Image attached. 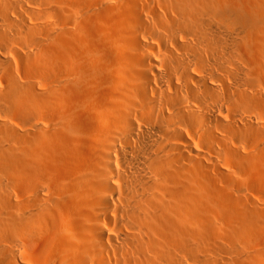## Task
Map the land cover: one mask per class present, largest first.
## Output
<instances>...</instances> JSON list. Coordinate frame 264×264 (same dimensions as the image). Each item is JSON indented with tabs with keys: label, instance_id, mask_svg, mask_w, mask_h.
I'll return each mask as SVG.
<instances>
[{
	"label": "bare ground",
	"instance_id": "obj_1",
	"mask_svg": "<svg viewBox=\"0 0 264 264\" xmlns=\"http://www.w3.org/2000/svg\"><path fill=\"white\" fill-rule=\"evenodd\" d=\"M227 255L264 264V0H0V264Z\"/></svg>",
	"mask_w": 264,
	"mask_h": 264
},
{
	"label": "rangeland",
	"instance_id": "obj_2",
	"mask_svg": "<svg viewBox=\"0 0 264 264\" xmlns=\"http://www.w3.org/2000/svg\"><path fill=\"white\" fill-rule=\"evenodd\" d=\"M59 7H60L59 4H56V5H55V8H59ZM103 18H104V17H103ZM96 19H97V20H95V24H94V25H95V26H94L95 29H94V30L100 32L101 29L104 30L103 28L106 27V23L103 22L104 19H105V20H108V18L106 17V18H104V19H101V18L98 17V18H96ZM100 19H101L102 21H101ZM102 22H103L104 24H103ZM101 27H102V28H101ZM97 28H99V29L97 30ZM102 30H101V31H102ZM93 104H94V106L96 107V109L99 110V108L97 107V105L95 104L94 101H93ZM96 124H97V126H98V122H96ZM113 167H114V169L116 168L115 166H113ZM249 192H250V191H249ZM249 192L247 193V195H249V198H250V193L252 194V191H251L250 193H249ZM252 197H253V198H252ZM250 199L254 200V196L252 195ZM252 200H249V199H248L249 203L252 202ZM65 212L69 215V217L71 218V220H73V221L75 220V217L77 216V211H76V210H70V211L66 210ZM197 214H198V215H197ZM197 214L195 215V217H196V219L198 220V219L200 218L199 216H200V215H203V214H205V213H204V212H203V213H199V212H198ZM197 216H198V218H197ZM201 218L203 219V217H201ZM201 218H200L198 221L202 220ZM204 218H205V215H204ZM220 220H221V219H219V221H220ZM200 222H201V221H200ZM191 226H192V225H191ZM214 229L216 230L217 227L215 226ZM250 230H251V231H250ZM248 232H249V233L252 232V234L254 235V233H253L254 230L249 229ZM251 239H252V238H251ZM251 239H248V241H250ZM252 240H253V239H252ZM243 241H245L246 244L249 243V242L247 243V240H243ZM253 241H254V240H253ZM253 241H250V244H248V245H250V246H251V245H254L255 242H253ZM252 242H253V243H252ZM251 247L253 248V246H251ZM229 252H230V250H229ZM232 252H233V251H232ZM25 253H26V252H25ZM31 253H32V249L30 248V249L28 250V254H31ZM234 253H235V254H234ZM234 253H232V254L229 255V256H235V255L237 254V256L239 257V255L241 254V253L239 254L238 251H234ZM229 256H228V255L225 256V257H226V258H225L226 262L229 261L228 258H227V257H229ZM240 256H242V255H240ZM233 258H234V257H233ZM240 258H241V261H243V257H240ZM229 259H230V258H229ZM235 259H236V256H235ZM234 261H235V260H234ZM237 261L240 262V260H238V258H237ZM237 261H236V264H238ZM231 262L233 263L232 260H230L228 263L231 264ZM228 263H227V264H228ZM240 263H241V262H240ZM244 263H245V262H244ZM233 264H234V263H233ZM241 264H243V262H242Z\"/></svg>",
	"mask_w": 264,
	"mask_h": 264
}]
</instances>
